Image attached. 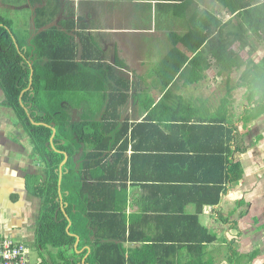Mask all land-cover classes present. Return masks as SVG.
Returning a JSON list of instances; mask_svg holds the SVG:
<instances>
[{"label":"trees","instance_id":"16d2710c","mask_svg":"<svg viewBox=\"0 0 264 264\" xmlns=\"http://www.w3.org/2000/svg\"><path fill=\"white\" fill-rule=\"evenodd\" d=\"M216 1L232 17L221 24L205 12L199 28L190 30L189 40L183 38L181 43L195 54L190 65L197 61L203 69L215 66L227 70L228 79L233 71L237 72L234 89L245 88V105L237 118L247 126L264 114V55L255 60L250 45L255 38L264 50V0ZM30 3L35 29H42L30 40L31 29L20 36L13 29L14 22L0 15V90L2 104L11 108L28 136L29 159L38 167L26 173L25 187L38 200L34 239L41 264H81L86 248L89 253L84 264H180L173 259L185 246L198 247L203 253L206 244L217 237L200 223L199 214L204 206L220 202L227 182H236L243 175L241 163L235 159L240 148L235 146L233 133L237 131L232 125L235 113L229 110L232 90L227 89L214 116L191 123L173 116L167 120L161 114L164 107L160 108L164 101L154 105L155 98L144 92L133 94V107L138 108L132 110L133 117L143 118H123L130 99L128 81L119 78L113 66L102 62L103 51L86 34L85 25L73 18V10L63 0ZM62 11L66 16L56 21ZM236 42L237 50L232 48ZM175 59L171 55L163 62L174 65L171 74L162 72V78L167 74L165 86L188 62L185 55L177 63ZM161 92L164 96L170 94L163 88ZM177 99V110L189 106L182 96ZM177 126L189 129L180 131L182 136L188 131L192 135L204 133L208 148L196 151L190 146L184 153H173L175 148L168 146L166 138ZM52 127L55 135L49 142ZM161 138L155 144L147 141ZM162 148L165 151H157ZM64 154L67 159L59 184ZM165 154L177 157V166L199 170V174L180 178L185 183H171L175 186L172 203L157 209L142 207L139 214L127 215V182L158 178L136 176L134 161L148 162ZM155 191L162 197L167 192ZM188 205L195 207L193 213H186ZM153 209V221L166 224L172 231L163 226L153 234L137 227L149 223L142 216ZM76 236L79 240L74 248ZM126 242L136 245L128 248ZM44 251L47 258L43 257Z\"/></svg>","mask_w":264,"mask_h":264},{"label":"crops","instance_id":"0c3cea01","mask_svg":"<svg viewBox=\"0 0 264 264\" xmlns=\"http://www.w3.org/2000/svg\"><path fill=\"white\" fill-rule=\"evenodd\" d=\"M63 1L73 10V18L78 24L85 25L86 34L90 35L103 51L102 62L113 66L116 75L128 81L130 99L123 118L133 120L136 118L137 121L143 118L141 115L138 118L133 117L132 110L138 108L133 107V94L144 92L145 96L155 98L154 105L164 101L160 108L163 110L164 107L161 114L167 120L173 116L186 118L185 120L191 123L198 118L214 116L226 94L222 96V90L233 91V84L237 78L232 79L230 76L228 79L230 72L215 66L203 69L197 66V61L190 65L195 54L189 52L181 43L183 38L191 37L190 30L199 28L200 17L205 12L213 14L221 24L232 17L216 0ZM205 2L208 3V7H205ZM65 16L66 13L62 11L56 21ZM31 26L35 27L34 24ZM74 38L78 39L76 35ZM232 48L237 50V44L235 43ZM174 49L176 50L173 51ZM171 55L176 56L175 63L182 55L188 58V62L165 86L167 74L162 78V72L171 74L174 65H165L163 62ZM211 61L209 59V62ZM180 71L185 75L180 77ZM162 88L164 91H170V94L164 96ZM180 96L189 106L185 105L177 110V97ZM3 99L0 90V237H11L23 242L26 247L30 244L36 247L34 236L38 200L29 195L25 187V175L32 172L26 165L29 163L25 162L26 159L29 161L31 147L29 145V148L24 150L22 144L25 141L27 143L28 136L17 124L11 108L2 104ZM235 100L238 101L232 97L230 105ZM241 105L244 106L245 102L242 101ZM167 109H170V112ZM229 110L234 111L233 106ZM74 116H77V111H74ZM237 117H233L232 123L237 129L233 132L236 136L235 146L238 144L240 148L235 154V159L240 161L243 175L236 182H227L226 191L220 202L214 206H204L199 214L200 223L213 232L217 239L206 244L203 253L198 247L187 249L185 246L173 259L179 260L180 264H247L245 258L251 262L255 257L264 264V114L256 120H251L252 124L247 126L239 122ZM7 123L18 127L15 131L10 129L11 125L7 129ZM181 128L185 126L173 127L166 138L168 146L175 148L173 153H184L190 146L196 147V151L208 148V139H204V133L192 135L188 131V134L182 136L180 131L189 129ZM155 140L161 142L162 138L147 141L149 144H155ZM235 146L233 145L234 149ZM157 151L162 152L165 149ZM128 153L131 151L128 150ZM176 163L177 157H169L166 154L148 162L141 159L134 161L133 169L136 176L158 178L141 179L134 184L127 182V215L139 214L142 207L150 206L157 209L172 203L171 198L174 196L172 190L175 186H170L171 183H185L180 178H194L200 172L179 167ZM143 185L146 188H143ZM155 190L167 192L162 197L157 195ZM154 209L148 210L147 216H142L144 220H149V223L137 227L153 234H157V230L163 226L172 231L173 229L166 224L158 225L153 221L155 216L152 215H156ZM194 210L195 207L192 205L186 207V213H193ZM249 229L256 231L252 232ZM215 230L223 232L226 242H219V235ZM137 234L141 235V232L137 231ZM244 235L247 238H244ZM77 245L78 242L75 241L74 248ZM134 245L136 244L125 243L128 248ZM86 250L81 264H84L89 253V249ZM29 255L27 248L28 258ZM43 257L47 258L46 251L43 252ZM39 259L42 257L37 253V260Z\"/></svg>","mask_w":264,"mask_h":264},{"label":"rangeland","instance_id":"374dc122","mask_svg":"<svg viewBox=\"0 0 264 264\" xmlns=\"http://www.w3.org/2000/svg\"><path fill=\"white\" fill-rule=\"evenodd\" d=\"M1 1V0H0ZM3 6H0V15L4 16V17H7L8 19H10L11 21L14 22V25H13V29L16 31V33L20 36H23L25 34V32H27V30L30 31V26L33 24V5L30 3V0H14L13 3H8L7 0H5L3 3ZM211 4V2L209 3V5ZM205 7H208V3L206 4L205 2ZM17 35V37H19ZM253 41H251V47L254 49V51H259L260 53L257 54L254 53L255 55L254 56V59L255 60H259L262 55L264 54V50L263 48L261 47L262 45L259 44L257 41H255V38L252 39ZM237 44V48H238V43L236 42ZM246 54V49L243 50V56H246L244 55ZM232 76V79H235L237 78L238 74H235V73H231ZM232 81V80H231ZM234 81H232L233 83ZM235 83H236V80H235ZM234 85V84H233ZM245 92V88H238V89H234L233 88V91L231 92V95L233 98H237L238 101L235 100V102H233V104H231V106H233V109L235 111V114L238 115V113L240 112L241 108H242V105H241V102L244 101V98H243V93ZM224 93H226V90L223 89L222 90V96L224 95ZM226 95V94H225ZM235 115V117H237ZM7 129L10 128V125H11V128L10 129H13L14 131L16 130V128L18 127L17 125H13L12 123H7ZM22 146L24 147V150H27V148H29V139H27V143L26 141L23 142ZM27 160V159H26ZM26 163H29V164H26L28 165V168L30 171L34 172V171H37L38 167L35 166L34 163L31 162V160L29 159V161H26ZM248 231V230H247ZM249 231H256L255 229H249ZM216 233H218L219 235V242H226V237L225 235L223 234L222 231H216ZM244 238H247L246 235H244ZM28 250H29V261L32 263V262H35L37 261V249L35 247V245H28L27 246ZM256 258V257H255ZM253 259L251 260V262H248L250 260H247L245 258V261L247 262V264H262L263 261H260L259 258H256V259Z\"/></svg>","mask_w":264,"mask_h":264},{"label":"built area","instance_id":"2783aa9c","mask_svg":"<svg viewBox=\"0 0 264 264\" xmlns=\"http://www.w3.org/2000/svg\"><path fill=\"white\" fill-rule=\"evenodd\" d=\"M0 264H41V260L31 263L23 242L11 237H0Z\"/></svg>","mask_w":264,"mask_h":264},{"label":"water","instance_id":"95a60500","mask_svg":"<svg viewBox=\"0 0 264 264\" xmlns=\"http://www.w3.org/2000/svg\"><path fill=\"white\" fill-rule=\"evenodd\" d=\"M33 19V18H32ZM33 21V20H32ZM40 30H42V29H38L37 31H36V29H35V27H33L32 28V35H31V38L34 36V34L36 33V32H39ZM32 74H33V70H32V68L30 69V76H29V85H31V80H32ZM23 92H21V94H22ZM19 100H20V98H19ZM27 110V109H26ZM55 135V128L54 127H52V134H51V137H50V140H49V142H52V138H53V136ZM66 159H67V155L66 154H64V159H63V161L60 163V165H59V180H58V183L60 184V181H61V175H62V172H61V168H62V165L64 164V162L66 161ZM60 196H61V194L59 193V198H60ZM58 198V199H59ZM69 226H70V222L68 223V225H67V227H66V230L67 231H69ZM78 242V237L76 236V243Z\"/></svg>","mask_w":264,"mask_h":264},{"label":"flooded vegetation","instance_id":"af4514ba","mask_svg":"<svg viewBox=\"0 0 264 264\" xmlns=\"http://www.w3.org/2000/svg\"><path fill=\"white\" fill-rule=\"evenodd\" d=\"M30 29H31V31H32V26H31V28H30ZM31 35H32V33H31ZM30 39H31V36L29 37V39H28V40H30ZM30 67H31V62H30ZM25 90H26V89H25ZM25 90H23L22 92H24ZM26 109H27V110H26ZM25 110H26V111H28V106H27V107H25ZM73 113H74V112H73Z\"/></svg>","mask_w":264,"mask_h":264}]
</instances>
